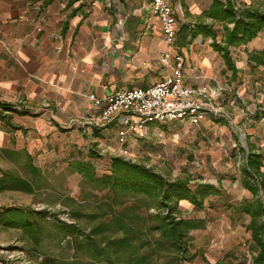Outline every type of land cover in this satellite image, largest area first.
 Instances as JSON below:
<instances>
[{"label": "crops", "instance_id": "obj_1", "mask_svg": "<svg viewBox=\"0 0 264 264\" xmlns=\"http://www.w3.org/2000/svg\"><path fill=\"white\" fill-rule=\"evenodd\" d=\"M169 1L179 25L213 24L221 40L224 22L205 14L212 0ZM234 1L259 6L254 0ZM174 47L185 58V82L205 88L210 101L224 113L217 118L211 114L199 124H160L164 131L195 134L189 150L204 162L199 176L222 188L220 194L206 199L201 210H194L189 201L181 202L186 216L206 220L204 228L192 231L191 250L198 253L193 264H203L199 258L205 260L200 256L205 246L220 253L217 259L214 253L206 256L207 264L238 262L230 234L236 244L245 230L253 248L249 252L256 251L247 229L251 216L235 207L253 197L241 172L248 153L264 155V63L250 59L252 53L264 50V31L230 47L236 72L209 35H188ZM166 48L161 22L151 13L148 0H0V98L13 104L21 100L31 111L13 113V122L23 128L12 129L0 120V157L17 155L25 163L31 155L32 163L41 167L56 162V157H65L68 166L83 152L89 156L91 148L103 155L101 160L122 155L123 149L134 153L140 137L130 134L122 143L119 125L94 131L92 122L99 108L89 95L103 97L117 88L145 86L164 78L168 70L161 56ZM155 130L163 131L160 126ZM48 156L53 159L48 161ZM241 217L245 220L235 231ZM220 236L226 246L217 240Z\"/></svg>", "mask_w": 264, "mask_h": 264}, {"label": "trees", "instance_id": "obj_2", "mask_svg": "<svg viewBox=\"0 0 264 264\" xmlns=\"http://www.w3.org/2000/svg\"><path fill=\"white\" fill-rule=\"evenodd\" d=\"M50 1L46 0L47 3ZM212 1L205 14L224 22L221 40L213 24L198 21L180 23L176 43L182 45L188 35L190 38L201 33L209 35L213 38L214 48L236 72L230 47L247 43L264 31V8L253 3L248 6L243 3L238 5L234 0ZM250 59L264 63V50L252 53ZM15 112L28 114L31 111L24 103L13 104L0 98V120L12 129L23 128L13 122ZM94 128L95 132L104 129L98 126ZM89 156L90 159L73 158L67 168L71 173L82 176L85 200L95 197L90 210H71L74 221L67 222L57 213L47 210L4 207L0 208V223L21 226L36 240L45 226L53 223L59 230L56 235L61 239L69 237L67 243H74L79 257L73 261H58L56 264H79L83 260L87 264H193L198 253L191 250L192 231L204 228L206 220L186 216L181 202L189 201L194 210H201L205 207L206 199L220 194L222 188L189 173L172 177L153 165L125 155H111L100 174L96 162L103 159V155L91 148ZM263 158L261 152L248 153L241 172L244 186L252 192L253 197L235 207L238 212L251 216L247 229L251 232L256 251L250 264H264ZM32 160V156L27 155L24 164L36 174L39 170ZM10 177V171L3 170V178L0 180L6 183ZM14 178L11 187L32 191L29 180L21 176ZM94 193L102 195L98 197ZM48 214L53 216L51 220L47 219ZM75 218H86L88 223L83 226ZM222 264H245V261L229 260L222 261Z\"/></svg>", "mask_w": 264, "mask_h": 264}, {"label": "rangeland", "instance_id": "obj_3", "mask_svg": "<svg viewBox=\"0 0 264 264\" xmlns=\"http://www.w3.org/2000/svg\"><path fill=\"white\" fill-rule=\"evenodd\" d=\"M254 1L261 8H264V0ZM159 126L163 131L155 130ZM164 129L166 127L160 124L152 125V129H146L144 136L139 138V145L134 153L130 154L127 151L126 153L122 152V155L133 160L144 161L172 177L188 173L195 177L199 176L203 170L200 167L204 162L196 157L195 151L191 152L189 150V145L196 141L191 138L195 134L192 131L180 134L179 130L167 129L164 131ZM83 153V155L81 153L78 157L89 159L87 152ZM37 155L33 156L35 162H38V159L41 160ZM6 157H0V179L3 178V170L10 171L12 177L7 178L6 183L0 180V208L31 207L35 211L47 210L57 213L64 221L73 222L74 218L71 216V210L76 208L90 210L93 206L91 202L96 200L95 197L85 200L82 192V176L79 173H71L68 170L65 157L61 160L56 157V162H53L55 163L54 165L52 163L48 166H37L39 172L36 174L29 171L30 168L26 167L22 161H18L20 160V158L17 159L19 156L6 155ZM49 157L46 159L51 161L53 157ZM96 163L100 170L99 173L102 174L106 166V160L100 159ZM15 176H21L29 180L32 184V191L27 192L11 187L10 185L13 184ZM95 195L101 197L102 193H94ZM52 217L51 214H48L47 219L51 220ZM78 220L81 221L80 223L83 226L88 223L86 218ZM244 220V217L239 219L236 226H234L236 227L235 231H237L239 225L243 224ZM55 227L51 222L47 224L45 229L38 234L39 239L36 240L35 236L21 226H6L0 223V257L13 254L17 260L23 261L24 264H56L58 261H73L79 258L78 252L74 248V243H67L69 237L65 239L58 237L56 231L59 230ZM235 231L233 229V234H235ZM220 234L222 236L225 235L224 231H220ZM222 236L217 238V240L223 243L220 240ZM230 238L233 245L231 247L237 248L239 261H245V264H250L253 252L250 253L249 251L253 248L248 244L245 230L240 231L236 244L231 234ZM227 243L231 245L229 240H227ZM223 245L226 246L225 241ZM203 251L200 256H203L205 260L199 258V262L203 264H207L205 263L208 261L206 256L214 253L217 259L220 254H217L218 251L211 252L207 250L206 246ZM79 264L87 263L83 260Z\"/></svg>", "mask_w": 264, "mask_h": 264}, {"label": "built area", "instance_id": "obj_4", "mask_svg": "<svg viewBox=\"0 0 264 264\" xmlns=\"http://www.w3.org/2000/svg\"><path fill=\"white\" fill-rule=\"evenodd\" d=\"M150 11L161 22L167 43L161 62L168 74L145 86L117 88L103 97L90 94L89 97L99 115L92 125L106 127L119 125V140L124 143L132 134L142 137L150 123L167 124L185 122L199 124L213 114L224 117L219 107L210 101L205 88L188 85L184 78V55L174 47L179 29V19L169 0H148ZM21 102V100L19 101ZM128 150L123 149L126 153ZM0 264H24L13 254L0 257Z\"/></svg>", "mask_w": 264, "mask_h": 264}]
</instances>
